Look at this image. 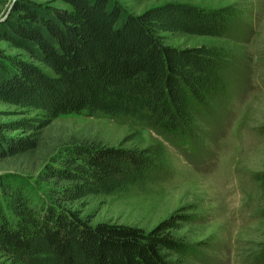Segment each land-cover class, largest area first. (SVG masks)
I'll return each mask as SVG.
<instances>
[{
    "label": "trees",
    "instance_id": "obj_1",
    "mask_svg": "<svg viewBox=\"0 0 264 264\" xmlns=\"http://www.w3.org/2000/svg\"><path fill=\"white\" fill-rule=\"evenodd\" d=\"M62 1L71 9L15 0L0 21V40L28 57L0 54V102L41 111L0 121V162L24 157L21 163H31V171L39 166L35 182L47 186L34 199L21 173H0V264L203 261V249L211 248L207 240L189 243L173 234L198 220L186 209L145 230L92 225L73 207L91 195L170 178L162 142L128 148L79 140L51 160L35 154L52 120L83 111L135 117L165 141L203 153L208 142L223 136L233 102L250 88V65L222 45L164 44L160 32L246 42L253 33L249 19L232 4L166 2L131 14L111 0ZM255 178L264 184V173ZM248 264H264V244Z\"/></svg>",
    "mask_w": 264,
    "mask_h": 264
},
{
    "label": "rangeland",
    "instance_id": "obj_2",
    "mask_svg": "<svg viewBox=\"0 0 264 264\" xmlns=\"http://www.w3.org/2000/svg\"><path fill=\"white\" fill-rule=\"evenodd\" d=\"M50 1L54 6L71 9L62 0ZM128 13L166 2H185L202 7L227 4L241 8L253 28L246 42L225 38L160 32L164 44L192 47L201 44L222 45L242 56L250 65V88L232 104V117L223 136L208 142L201 154L184 151L165 141L143 121L130 116L110 117L100 112L83 111L61 115L42 132L43 146L35 156L44 160L62 154L72 142L96 141L108 146L143 148L162 142L172 176L165 180L137 184L127 191L91 195L73 207L90 224L120 223L150 229L177 209H186L198 220L184 223L173 234L186 242L207 240L211 248L203 249L206 257L187 260L184 264H248L264 244V184L256 175L264 173V0H111ZM11 0H0V17ZM0 54L28 57L7 41L0 40ZM45 72L48 69L39 65ZM40 110L0 102V121L33 117ZM43 153V154H42ZM10 159L0 162V173L19 172L28 182L31 196L44 195L46 184H37V172L31 163ZM41 165L40 161L37 163Z\"/></svg>",
    "mask_w": 264,
    "mask_h": 264
},
{
    "label": "water",
    "instance_id": "obj_3",
    "mask_svg": "<svg viewBox=\"0 0 264 264\" xmlns=\"http://www.w3.org/2000/svg\"><path fill=\"white\" fill-rule=\"evenodd\" d=\"M14 1H15V0H11V3L9 4V6H8V8H7V10H6V12L4 13L3 16H1V17H3V19L6 17L7 13L9 12L10 8L12 7ZM3 19H2V20H3Z\"/></svg>",
    "mask_w": 264,
    "mask_h": 264
},
{
    "label": "clouds",
    "instance_id": "obj_4",
    "mask_svg": "<svg viewBox=\"0 0 264 264\" xmlns=\"http://www.w3.org/2000/svg\"><path fill=\"white\" fill-rule=\"evenodd\" d=\"M3 17H0V21H2Z\"/></svg>",
    "mask_w": 264,
    "mask_h": 264
}]
</instances>
